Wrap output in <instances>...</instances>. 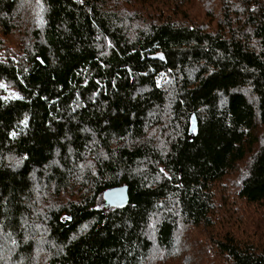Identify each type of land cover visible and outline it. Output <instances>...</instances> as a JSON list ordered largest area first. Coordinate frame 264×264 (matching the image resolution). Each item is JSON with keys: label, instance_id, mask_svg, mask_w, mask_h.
<instances>
[{"label": "trees", "instance_id": "obj_1", "mask_svg": "<svg viewBox=\"0 0 264 264\" xmlns=\"http://www.w3.org/2000/svg\"><path fill=\"white\" fill-rule=\"evenodd\" d=\"M0 264H264V0H0Z\"/></svg>", "mask_w": 264, "mask_h": 264}, {"label": "water", "instance_id": "obj_2", "mask_svg": "<svg viewBox=\"0 0 264 264\" xmlns=\"http://www.w3.org/2000/svg\"><path fill=\"white\" fill-rule=\"evenodd\" d=\"M103 198L108 207H120V205L123 206L129 201L127 188L105 191Z\"/></svg>", "mask_w": 264, "mask_h": 264}]
</instances>
